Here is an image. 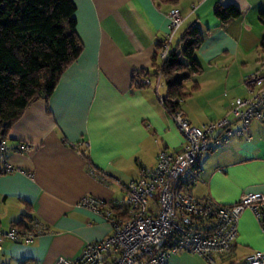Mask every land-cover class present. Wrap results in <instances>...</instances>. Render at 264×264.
I'll list each match as a JSON object with an SVG mask.
<instances>
[{
    "label": "crops",
    "instance_id": "1",
    "mask_svg": "<svg viewBox=\"0 0 264 264\" xmlns=\"http://www.w3.org/2000/svg\"><path fill=\"white\" fill-rule=\"evenodd\" d=\"M72 1L79 56L48 98L32 102L3 138L7 161L24 172L0 173V229L35 218L46 231L27 244L3 242L0 264L78 257L85 243L112 231L102 214L77 205L80 198L113 206L141 167L155 165L160 149H181L183 135L158 98L166 92L164 79L157 86L154 74L162 63L158 44L169 31L170 9L178 8L182 17L171 48L193 24L203 38L195 51L200 70L184 83L190 94L177 105L192 125L217 120L229 101L248 97L244 76L264 68V0ZM217 4H234L240 15L222 23L213 13ZM239 127V121L230 126ZM247 135L231 136L201 155L191 186L195 197L229 205L243 193L264 194V121L252 119ZM22 143L30 148L19 151ZM88 164L107 181L90 174ZM254 251H264V230L246 208L231 251L217 262L239 264ZM173 254L167 264H208L196 253Z\"/></svg>",
    "mask_w": 264,
    "mask_h": 264
},
{
    "label": "built area",
    "instance_id": "2",
    "mask_svg": "<svg viewBox=\"0 0 264 264\" xmlns=\"http://www.w3.org/2000/svg\"><path fill=\"white\" fill-rule=\"evenodd\" d=\"M167 17L169 31L158 51L161 62L166 60L173 33L182 23L178 8L170 9ZM160 78L158 75L157 86ZM144 82L150 83L148 79ZM243 82L249 96L229 101L221 118L202 126L192 125L179 109H166L183 135L181 149H160L155 165L141 167L140 176L124 184L123 196L113 206L105 207L92 196H82L77 205L102 214L112 231L100 240L85 243L78 257L60 256L53 264H167L170 254L181 251L196 253L209 264H219L217 260L232 249L241 213L250 208L261 221L264 194L243 193L234 203L225 205L210 197H195L191 186L197 179L202 154L231 136L244 134L249 138L251 120L264 121V68L248 73ZM163 97H158L161 103ZM236 121L240 127L232 130L230 126ZM29 148L28 143L18 146L19 151ZM5 150L0 140V173L24 172L7 161ZM88 171L107 181L89 164ZM261 227L264 230V225ZM44 231L46 228L35 218L27 229L15 225L5 231L0 229V249L6 240L27 244ZM239 264H264V251L245 255Z\"/></svg>",
    "mask_w": 264,
    "mask_h": 264
},
{
    "label": "trees",
    "instance_id": "3",
    "mask_svg": "<svg viewBox=\"0 0 264 264\" xmlns=\"http://www.w3.org/2000/svg\"><path fill=\"white\" fill-rule=\"evenodd\" d=\"M74 12L72 0H0L1 140L32 102L48 98L62 71L79 56L82 46ZM213 13L222 23L240 15L234 4H217ZM202 40L198 26L190 25L154 72L164 79L162 104L167 110L178 109L180 101L189 96L184 83L200 70L195 51ZM260 45L264 48V38ZM22 222L14 225L27 229L29 224ZM259 223L264 225V212Z\"/></svg>",
    "mask_w": 264,
    "mask_h": 264
},
{
    "label": "rangeland",
    "instance_id": "4",
    "mask_svg": "<svg viewBox=\"0 0 264 264\" xmlns=\"http://www.w3.org/2000/svg\"><path fill=\"white\" fill-rule=\"evenodd\" d=\"M183 252H185V253H188V254H193V253H191V252H187V251H183ZM173 255H180V252L179 253H176V254H173ZM202 257V256H201ZM203 258V257H202ZM204 259V258H203ZM205 260V259H204ZM206 261V260H205ZM207 262V261H206ZM208 263V262H207ZM209 264V263H208Z\"/></svg>",
    "mask_w": 264,
    "mask_h": 264
},
{
    "label": "water",
    "instance_id": "5",
    "mask_svg": "<svg viewBox=\"0 0 264 264\" xmlns=\"http://www.w3.org/2000/svg\"><path fill=\"white\" fill-rule=\"evenodd\" d=\"M1 140V139H0Z\"/></svg>",
    "mask_w": 264,
    "mask_h": 264
}]
</instances>
